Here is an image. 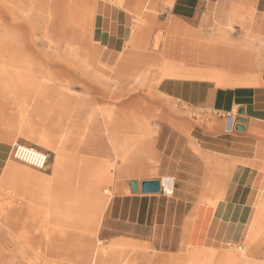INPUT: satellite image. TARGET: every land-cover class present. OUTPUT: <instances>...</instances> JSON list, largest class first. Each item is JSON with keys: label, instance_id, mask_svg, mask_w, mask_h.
<instances>
[{"label": "crops", "instance_id": "crops-1", "mask_svg": "<svg viewBox=\"0 0 264 264\" xmlns=\"http://www.w3.org/2000/svg\"><path fill=\"white\" fill-rule=\"evenodd\" d=\"M168 1L171 8L161 22L165 39L160 53L165 61L195 71L187 76L170 73L165 65H158L157 91L172 103L204 116L210 125L198 131L204 133L206 140L204 144L198 141L197 131L193 130L190 139L182 142L177 124L161 125L157 140V176L144 180L162 182L161 176H172V196H166L162 189L157 194L138 191L136 194L114 195L103 210L100 232L111 241L141 243L173 255L179 253L182 243H186L189 249L185 257L187 264H259L240 253L225 251L231 246L249 249L260 239L264 240V71L260 70L264 66V55H261L264 47L258 43L248 44L247 47L253 50H223L207 43L204 38L209 34L202 33L199 25L201 8L210 0ZM220 2L224 7L223 1ZM95 10L93 40L99 49L98 59L108 65L115 64L130 39L132 16L113 4L97 2ZM226 16L229 21L245 27L262 29L264 35V0H239L226 10ZM18 74L22 76L21 80L24 77L29 80L18 83L19 79H16L15 86L31 82L29 89L32 92L37 90L35 79L28 70H18ZM12 93H0V107L6 109L0 111V177L6 169L11 172L10 167L16 165L4 155L12 142H23L19 134L30 131L26 124L33 115L28 109L23 118L24 114L18 111L23 105H16L11 97L6 96ZM71 104L73 102L68 103V108L77 111L72 115L67 113V133L60 139L63 146L55 145L47 135L37 139L50 147L55 157L53 170L33 174L34 186L47 195L50 190L70 184L67 182L69 175L76 174V178L84 181L85 175L92 173L94 179L89 185L93 191L89 196L93 198L91 206H94L100 198L95 191V175H100L102 169L108 174V170L100 165L91 150L97 134L106 133L98 121L99 112H89L92 105L88 96L75 106H69ZM49 107V104L45 105V109ZM32 110L37 115V106ZM239 110H242L241 115ZM237 116L246 119L243 133L233 130ZM164 133H173L172 139L170 136L165 139ZM108 143L115 153L110 137ZM27 146L40 150L33 145ZM126 169L127 166L121 171L124 177ZM122 191L128 193L129 187L122 188ZM2 192L20 201L16 194ZM25 204L29 207L0 210V264H19L25 250L33 246L43 251L46 248L43 243L45 233L40 239L34 235L38 227L32 222L35 213L30 204ZM92 210L93 207H88L77 214L71 227L92 228L95 225ZM22 215H27L23 222L26 224L20 223ZM55 217L59 220L61 214ZM58 222H53V226L63 228ZM45 227L52 226L47 224ZM20 236L30 239L32 247L24 246L20 240L6 239ZM1 237L12 246L3 248ZM34 240L39 243L36 245ZM215 251L224 252L215 255ZM39 259L37 256L31 264L38 263Z\"/></svg>", "mask_w": 264, "mask_h": 264}, {"label": "rangeland", "instance_id": "rangeland-1", "mask_svg": "<svg viewBox=\"0 0 264 264\" xmlns=\"http://www.w3.org/2000/svg\"><path fill=\"white\" fill-rule=\"evenodd\" d=\"M220 1H223L224 7ZM97 2L113 4L129 13L133 19L130 39L116 63L112 65L99 61V49L93 40ZM237 2L239 0L216 2L210 0L201 8L199 29L202 33L209 34L204 38L205 41L223 50L245 51L249 49L248 44L258 43L264 47L262 29L256 30L228 20L226 10ZM213 5L215 7H212ZM170 8L168 0H0V29H2L0 30V70L3 71L0 75V93L13 91L6 96L11 97L16 105L17 103L23 105V109L18 110L24 114L23 118L28 113V109L32 111L31 121H27L26 124L30 131L19 134L23 140V142L18 141L19 144L36 146L49 155L47 170L39 172L12 159L11 149L17 141L12 142L6 152L5 159L9 158V162L16 165L10 167L11 172L8 169L3 172L0 177V188L6 193L16 194L20 201L4 196L0 198V208L8 207L11 204L9 202L16 203L14 206L18 207H29L26 202L35 213L32 222L38 227L35 228L34 235L39 238L42 234L43 237L46 231V238L43 241L45 250L35 246L25 250L19 264H31V261H36L37 256L40 259L36 264H93L95 253L97 257L103 254L109 258L120 254L130 264L134 262L187 264L185 257L189 252L188 248L181 247L179 253L175 255L167 254L141 243L111 241L100 232L101 216L109 198L119 194L130 195V182L133 180L141 182L146 178L157 176V140L161 125L177 124L178 130L181 131L182 142L190 139V132L193 130L197 131L198 141L203 143L206 140L204 133L198 131L204 130L203 126L210 125L205 121L204 116L187 109L186 106L172 103L157 91L160 80L157 77L158 65H165L170 73L187 76L195 71L165 61L160 53V47L165 39L161 22ZM220 8L223 10L221 11ZM51 10L53 14L49 15ZM222 38L232 45L224 42ZM261 55L264 53L262 52ZM80 60L93 70L96 78L91 74H83L79 65ZM4 63L8 66L5 67ZM24 69L28 70L35 79L34 85L38 88L34 92L29 89L31 82L18 84L25 79L29 80L26 77L21 80L22 76L18 74V70ZM260 70L264 71V66ZM11 71L14 77L8 80L9 77H6L5 73ZM16 79L19 80L15 86ZM85 96L91 101L90 113H98L102 110L106 113L113 111L117 114L116 120L127 118L134 124L127 128L120 127L116 133H113L107 130L104 119L97 117L106 134H97L98 137L91 151L96 155L100 165L108 170V174L102 169L100 175H95L97 176L95 177L97 180H94L95 191L100 194V198L96 202L98 205L94 206H91L94 203H92L93 198L89 196L93 191L89 185L94 179L92 173L90 175L85 173L84 181L76 178V174L69 175L67 182L70 184L50 190L47 195L35 187L33 181L34 173H49L53 170L55 157L50 147L38 142V137L47 135L56 143L55 145L63 146L64 143L60 139L67 133V113L70 112L72 115L77 111H74V108L69 109L68 103L73 102L69 106H75ZM131 100H134L133 103H128ZM46 104L50 105L48 109H45ZM35 106H37V115L34 113L35 110H32ZM0 111L6 109L0 107ZM113 135H116L117 140L128 139L125 148L132 153L131 165L139 170L135 176L124 177L121 172L126 165L121 162L108 143V137L111 138ZM163 136L165 139L170 136L171 140L173 133H164ZM159 179L167 184L168 190L164 194L171 197L174 181H170L167 175ZM128 187V193L122 191V188ZM23 199L26 201L24 202ZM88 207L94 209L92 210L95 224L93 229L77 228L74 225L71 227L70 224L75 222L76 215L81 214L82 210ZM58 214H61L59 220L55 217ZM25 217L27 215L21 216V224H26L23 223L26 221ZM57 221L62 223L63 228L53 226V222ZM47 224L52 227H45ZM21 236L6 239L17 242L20 240L24 246L32 247L30 239ZM1 239L3 248L12 246L3 240L4 237ZM263 248L264 240L260 243L258 253L261 259L256 260L259 264L264 263ZM242 250L247 249L243 246H231L225 252ZM223 252L215 251V255Z\"/></svg>", "mask_w": 264, "mask_h": 264}, {"label": "bare ground", "instance_id": "bare-ground-1", "mask_svg": "<svg viewBox=\"0 0 264 264\" xmlns=\"http://www.w3.org/2000/svg\"><path fill=\"white\" fill-rule=\"evenodd\" d=\"M49 15H52L53 14V11L51 10L50 13H48ZM224 18V17H223ZM225 19V18H224ZM2 30V29H0ZM163 37V36H162ZM3 43V41H1ZM161 42V41H160ZM4 48H2L3 50ZM79 65H80V68L83 72V74H91L93 75V77H97L96 75H94L93 73V70L90 69V67L84 63L82 60L79 61ZM14 73L11 71V72H6L5 75L6 77L8 76V80L9 79H13ZM8 85V84H7ZM134 100H131L130 102L128 103H133ZM82 113V112H81ZM87 114V113H86ZM90 114V113H89ZM99 115L102 119H104L105 121V124H106V127H107V130H110L112 131L113 133L118 130V128L120 127H123V128H127V127H131L132 125H134L133 123H131V120L129 119H124V120H121V121H118L116 120V115L115 112L111 111L109 113H106L105 111H99ZM90 116V115H89ZM99 118V117H98ZM72 119V118H71ZM91 119V118H89ZM86 120V119H85ZM87 123V122H86ZM89 123V122H88ZM82 125V124H81ZM69 128V127H68ZM82 131V130H80ZM87 132V131H86ZM86 134V133H85ZM77 137V136H76ZM111 140H112V143H113V146H114V149H115V153L116 155L121 159V162L123 164H125L127 166V169H126V175L127 177H131V176H135V173L139 172V170H136L132 167L131 165V157H132V153L127 149L125 148V145L127 144L128 142V139L124 138L123 140H117L116 138V135L112 136L111 137ZM66 154V153H65ZM65 154H62L61 156L65 155ZM69 154V152H68ZM6 156V155H4ZM68 156V155H67ZM75 156V155H74ZM78 156V155H77ZM81 156V155H80ZM72 157V156H71ZM105 170V169H104ZM155 173V172H154ZM169 176V175H167ZM169 179L170 181L173 180V177L172 176H169ZM161 184V189H162V192L166 193L168 188H167V184L163 183V182H160ZM171 186V184H169ZM4 196H8L6 195L5 193H3L2 191H0V198L4 197ZM11 204H9L8 208H11V207H17V206H14V204L16 203H12V202H9ZM21 205V203H18ZM6 207H1L0 210H5ZM7 210V209H6ZM46 232V231H45ZM44 232V233H45ZM43 233V234H44ZM42 236V234H41ZM262 242V240H259L257 241L256 243H254L249 249H247L246 251H241V252H237V253H240L242 256L244 257H247V258H251V259H255V260H259L261 259V257L258 255L259 253V249H260V243ZM34 243L37 245L39 242L37 240H34ZM183 249H186L188 248V246L186 245V243H182V246H181ZM161 255V254H160ZM159 256V255H158ZM159 258V257H158ZM162 258V256H161ZM99 260V261H98ZM120 260H122V262H120ZM167 260V259H166ZM158 261V260H156ZM155 262V261H154ZM156 263V262H155ZM165 263V262H164ZM95 264H130L129 261H127L125 258H123L122 255L120 254H115L113 255L111 258L103 255V254H99V256L97 257V262ZM134 264H137L134 262ZM159 264H163L162 262L159 263ZM264 264V263H263Z\"/></svg>", "mask_w": 264, "mask_h": 264}, {"label": "built area", "instance_id": "built-area-1", "mask_svg": "<svg viewBox=\"0 0 264 264\" xmlns=\"http://www.w3.org/2000/svg\"><path fill=\"white\" fill-rule=\"evenodd\" d=\"M11 156L15 161L39 171L46 170L49 160V155L47 153L42 152L32 146H27L19 143H15L12 146Z\"/></svg>", "mask_w": 264, "mask_h": 264}, {"label": "water", "instance_id": "water-1", "mask_svg": "<svg viewBox=\"0 0 264 264\" xmlns=\"http://www.w3.org/2000/svg\"><path fill=\"white\" fill-rule=\"evenodd\" d=\"M239 115L242 114V110H239ZM235 124L233 126V130L238 133L244 132V124L246 123V119L237 116L234 118ZM130 191L133 194L138 193L140 191L141 194H157L160 192V182L159 180H143L141 182H137L135 180L130 182Z\"/></svg>", "mask_w": 264, "mask_h": 264}]
</instances>
